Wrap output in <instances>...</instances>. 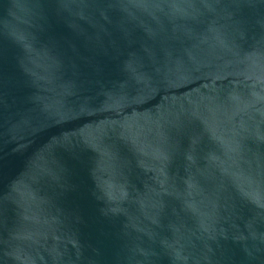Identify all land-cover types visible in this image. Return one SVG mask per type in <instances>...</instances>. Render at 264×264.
Listing matches in <instances>:
<instances>
[{"label":"water","instance_id":"1","mask_svg":"<svg viewBox=\"0 0 264 264\" xmlns=\"http://www.w3.org/2000/svg\"><path fill=\"white\" fill-rule=\"evenodd\" d=\"M0 264H264V0H0Z\"/></svg>","mask_w":264,"mask_h":264}]
</instances>
